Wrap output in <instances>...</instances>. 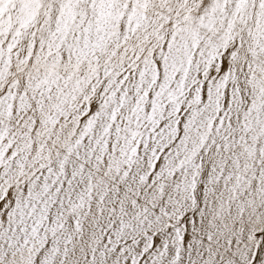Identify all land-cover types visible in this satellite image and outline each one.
I'll list each match as a JSON object with an SVG mask.
<instances>
[{"label": "snow or ice", "instance_id": "1", "mask_svg": "<svg viewBox=\"0 0 264 264\" xmlns=\"http://www.w3.org/2000/svg\"><path fill=\"white\" fill-rule=\"evenodd\" d=\"M0 264H264V0H0Z\"/></svg>", "mask_w": 264, "mask_h": 264}]
</instances>
